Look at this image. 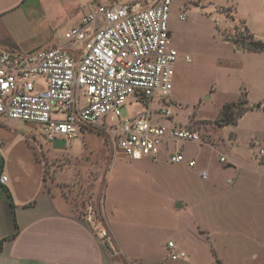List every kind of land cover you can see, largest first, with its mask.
Returning <instances> with one entry per match:
<instances>
[{
	"label": "rangeland",
	"instance_id": "rangeland-1",
	"mask_svg": "<svg viewBox=\"0 0 264 264\" xmlns=\"http://www.w3.org/2000/svg\"><path fill=\"white\" fill-rule=\"evenodd\" d=\"M241 1L247 7L258 4L259 13L252 12L251 19L257 38L264 39V0ZM173 2L169 28L179 57L168 104L173 121L199 134L198 141L176 143L186 159H195L194 167L185 161L169 162L164 151L155 160H130L115 151L99 127L82 129L71 139L50 141L37 124L7 119L18 144L13 151L32 138L47 186L60 190L81 215L93 208L95 223L104 227L105 196L112 222L133 253L164 260L163 264H214L212 247L222 264H264V165L255 159L264 162L258 153L264 148V53L236 50L247 32L243 22L232 21L231 6L215 7V18L207 10L210 5L199 7L201 0H191L194 6L188 9ZM71 9L64 2L52 7L49 16L36 18L33 45L43 48L61 42L64 30L80 17L79 13L73 17ZM183 12L186 18L180 20L178 14ZM220 36L232 43L237 40L238 45ZM258 73L262 78L256 77ZM243 88L248 99L260 101L262 107L246 113L237 126L220 127L216 118L221 107L238 102ZM142 107L122 106L120 120ZM239 111V106L232 108L234 116ZM231 132L235 137L229 140ZM219 156L225 161H219ZM230 159L237 161L236 169L225 167ZM236 173L237 182L229 188L227 180ZM178 202L181 207H176ZM169 239L187 256L166 258Z\"/></svg>",
	"mask_w": 264,
	"mask_h": 264
},
{
	"label": "built area",
	"instance_id": "built-area-1",
	"mask_svg": "<svg viewBox=\"0 0 264 264\" xmlns=\"http://www.w3.org/2000/svg\"><path fill=\"white\" fill-rule=\"evenodd\" d=\"M171 5L172 0L96 3L64 30L59 43L27 52L0 48V119L37 124L50 141L99 127L130 160L155 159L162 145L198 141L197 131L173 121L168 104L178 58ZM137 103L142 109L120 120V108ZM259 152L264 155V149ZM167 158L195 163L175 148ZM5 180L1 175L0 182ZM94 217L89 206L86 221L111 246L108 230ZM167 248L172 260L185 256L172 241Z\"/></svg>",
	"mask_w": 264,
	"mask_h": 264
},
{
	"label": "crops",
	"instance_id": "crops-1",
	"mask_svg": "<svg viewBox=\"0 0 264 264\" xmlns=\"http://www.w3.org/2000/svg\"><path fill=\"white\" fill-rule=\"evenodd\" d=\"M132 1L135 0H0V48L16 49L22 52L38 49V44L33 45L38 26L36 24L38 22L36 18H39L41 15L44 17L49 16L51 8L61 6V3L65 2L66 4L72 5V9L70 10L73 11L71 12L73 14L72 16L74 17L79 13L81 17L87 8L96 3L108 5L125 4ZM174 1L173 4L175 3V7H184L186 5L188 9L192 4L190 2L191 0L187 2ZM201 1L203 5H199V7L206 9L207 5H210L207 10L210 11L209 14H214L215 18L217 16L214 13L215 7L231 6L233 9L232 21L243 22L244 27L248 29L249 33L255 38L258 37L257 28L251 19L252 12L259 13L258 4L251 3L247 7L241 0H226L223 4H216L212 0H208L207 2L206 0ZM261 14H263V10ZM220 40L232 43L229 40H223L221 36ZM51 45L53 44L49 46ZM243 49L236 46V50L248 54L264 53V51L254 52ZM258 75H256L258 79L262 78L260 73ZM243 94L246 96L248 109L237 118L235 124L221 125L220 127L228 125L237 126L246 113L254 107H262L263 104L260 101L256 103L248 99L247 88H243L240 91L237 101ZM219 118L220 114L216 120ZM7 121V119H0V176H6V180L2 183L0 182V264L164 263V260H157L153 257L147 258L133 253L128 248V244L122 241V237L112 222L109 209H106L105 196L101 212L104 217L105 228L111 236L112 244L109 246L102 243L95 234L92 226L86 221L85 215H81L78 209L75 208L60 190L47 186L43 163L37 156L33 142H31L32 138L27 137L24 139L26 144L23 145V148H17L16 151H13L18 144L14 142L15 137H13L14 135H12L10 131L11 127ZM234 137L235 134L231 132L228 139H234ZM217 145L215 144V146ZM171 148L178 149L182 152L180 147L176 146V143L174 145H162L160 152L164 151L168 155ZM259 151V155L264 156ZM148 158L152 159L145 157L141 160ZM255 159L258 163L264 165V162L256 157ZM193 160L195 161V159ZM195 164L196 162L192 167ZM236 164V160L230 159L225 167H233L236 169ZM237 175L236 173L235 176L227 180V186L229 188H234L237 182ZM202 176H207L205 171H202ZM6 189L9 191L10 197H8ZM181 206V202H178L176 205V207ZM168 241L172 240L169 239ZM173 243L175 250L184 251L183 248L177 247L175 242ZM165 249L168 251L166 258H170L167 244L165 245ZM210 251L214 259V264H222L217 251L212 247ZM184 253V257H186L187 253L185 251Z\"/></svg>",
	"mask_w": 264,
	"mask_h": 264
},
{
	"label": "trees",
	"instance_id": "trees-1",
	"mask_svg": "<svg viewBox=\"0 0 264 264\" xmlns=\"http://www.w3.org/2000/svg\"><path fill=\"white\" fill-rule=\"evenodd\" d=\"M245 31L247 32L246 36L241 37V41L239 44L241 48H244L248 51H254V52H260L264 51V40L257 39L255 38L251 33H249L248 29L244 27ZM237 40L233 41L235 45L237 44ZM247 99L245 94H243L238 102H230V103H225L220 112V118L217 120V123L219 125H227V124H235L237 121V118L245 112L248 107H247ZM235 106H239L240 111L237 113L236 116L233 115L232 113V108ZM8 197H10L9 191L6 189Z\"/></svg>",
	"mask_w": 264,
	"mask_h": 264
},
{
	"label": "water",
	"instance_id": "water-1",
	"mask_svg": "<svg viewBox=\"0 0 264 264\" xmlns=\"http://www.w3.org/2000/svg\"><path fill=\"white\" fill-rule=\"evenodd\" d=\"M179 206V205H178Z\"/></svg>",
	"mask_w": 264,
	"mask_h": 264
}]
</instances>
